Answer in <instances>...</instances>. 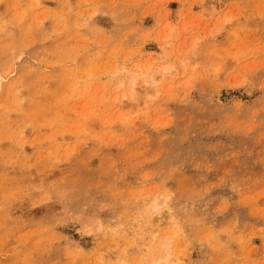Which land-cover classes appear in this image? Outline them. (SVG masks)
I'll list each match as a JSON object with an SVG mask.
<instances>
[{
  "label": "rangeland",
  "instance_id": "rangeland-1",
  "mask_svg": "<svg viewBox=\"0 0 264 264\" xmlns=\"http://www.w3.org/2000/svg\"><path fill=\"white\" fill-rule=\"evenodd\" d=\"M167 256L264 264V0H0V264Z\"/></svg>",
  "mask_w": 264,
  "mask_h": 264
},
{
  "label": "bare ground",
  "instance_id": "bare-ground-1",
  "mask_svg": "<svg viewBox=\"0 0 264 264\" xmlns=\"http://www.w3.org/2000/svg\"><path fill=\"white\" fill-rule=\"evenodd\" d=\"M160 204L159 203H156L155 205H154V207L153 208H158V206H159ZM162 212H165V211H161V213ZM167 259L164 261L165 262V264H168V262H169V259H168V256L166 257ZM159 261V260H158ZM162 261V260H161ZM160 262V261H159Z\"/></svg>",
  "mask_w": 264,
  "mask_h": 264
}]
</instances>
